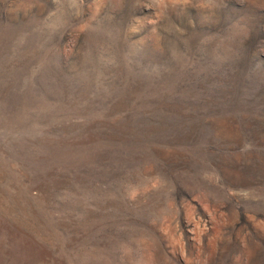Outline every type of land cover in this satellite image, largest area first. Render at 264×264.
<instances>
[{"label":"rangeland","instance_id":"374dc122","mask_svg":"<svg viewBox=\"0 0 264 264\" xmlns=\"http://www.w3.org/2000/svg\"><path fill=\"white\" fill-rule=\"evenodd\" d=\"M0 264H264V0H0Z\"/></svg>","mask_w":264,"mask_h":264}]
</instances>
